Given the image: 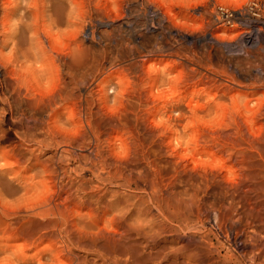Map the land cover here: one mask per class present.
<instances>
[{"label":"rangeland","instance_id":"obj_1","mask_svg":"<svg viewBox=\"0 0 264 264\" xmlns=\"http://www.w3.org/2000/svg\"><path fill=\"white\" fill-rule=\"evenodd\" d=\"M75 1L74 9L72 4H57L64 13L58 11L61 20L56 28V24L47 21L51 12L46 8L45 19L38 25L45 60L26 62L16 72L31 94L43 103L35 102L37 111L26 104V108L18 107L19 112H14L18 124L10 133L0 121V170L7 169L4 159L16 152L21 165L15 169L26 177L23 167L34 162L31 158L35 156L30 155L34 146L21 143L15 136L32 133L40 135L39 139L45 137L50 121L44 100L65 84L77 103L69 105L74 108L71 117L77 122L76 131L67 132L69 126H62L65 137L63 132L54 137L62 145L53 140L57 147L44 148L34 155L40 164L55 169L58 176L68 166L82 168L72 184L85 181L91 197L101 198L103 203L118 200L121 206L131 209L132 212L125 209L131 217L124 215L123 227L137 218L138 209L148 212L146 217L154 221L150 236L155 239L146 236L144 240L142 235L133 233L135 254L128 256L125 250L109 254L103 241L111 231L107 225L103 237L98 236L93 243L87 238L73 242L53 264H143L145 258V264H264V38L253 30L245 36L240 27H224L215 21L217 5L238 9L251 0ZM258 1L264 6V0ZM2 4L0 0V19ZM68 8L73 9L72 15ZM65 14L74 23L71 28L67 27ZM28 15L23 23L30 27L33 22ZM49 24L54 26L52 30L47 27ZM48 32L52 33V40L47 39ZM67 39H71L77 52L85 49L84 69L68 72L63 56L56 59L54 66L51 64L54 49ZM8 47L3 55L9 53L11 45ZM162 56L166 57L163 66L148 62ZM165 64L167 73L163 72ZM5 82L0 67V93L12 101ZM156 94H161L162 100ZM105 96L118 97L116 110L124 106L138 108L135 115L139 128L151 125L150 109L164 96L170 105L189 107L185 121L172 130L180 138V146L167 140V150L151 156L153 169L136 162L131 155L121 154L118 143L107 140L110 136L104 122L115 115L105 109ZM199 107L205 112L199 113ZM1 108L0 103V120ZM69 110L61 113L68 118ZM84 119L89 123L81 126ZM64 144L71 145L70 154L77 157L76 161L58 162L59 148ZM13 147L20 149L13 151ZM99 161L105 162L110 174L117 172L110 182L96 180L97 175L108 177L107 170L99 171ZM2 190L10 205L20 196L11 185ZM153 198L167 204V222L159 218L150 203ZM96 206L92 203L93 208ZM12 207H0V264H52L46 257L53 249L60 250L54 245L59 242L58 234L48 233L43 242L38 240L43 233L32 235L49 218L31 217ZM76 234L80 235L74 232L72 237L78 241ZM61 238L66 239L63 235Z\"/></svg>","mask_w":264,"mask_h":264},{"label":"bare ground","instance_id":"obj_2","mask_svg":"<svg viewBox=\"0 0 264 264\" xmlns=\"http://www.w3.org/2000/svg\"><path fill=\"white\" fill-rule=\"evenodd\" d=\"M75 2H76L75 0H3V4H2L3 15L0 19V67L5 73V79H6L5 83L9 87L11 91L10 95L12 96V101H11V100H8V98L4 94L0 93V103L2 104L1 114L3 115L0 121L2 124H5L6 130L9 131L11 130L13 126H15V124H18V121L15 120L14 118V112L15 111L19 112V110H16L18 107L20 106L25 107V104H26L29 107V109L35 108L34 111H37L36 109H39L37 108L39 107L38 105H41V102L43 103L41 99H37L36 95L31 94V92L25 86L22 78L17 76L16 72L19 69H23V65L26 62H30V61L36 62L38 59L45 60L44 59L45 49L44 47L42 49V47L40 46V40L38 36V25H39V22L45 19L44 17L46 16L45 13L47 11L46 8L48 9L50 8V10L48 11L51 12L50 13L51 15L48 16L49 20L47 21H50L49 23H51L52 25L56 24L55 25V28H56L58 25L57 23L61 20L59 15H61V13H64L61 11V9H59L61 13L60 14L58 13L59 10L57 9L58 7L57 4L59 3L60 4L66 3V5L72 4L71 7L73 6L74 8H76L74 5H76L77 2L76 3ZM72 8L71 9L68 8L70 12L74 9ZM62 10L64 11V9ZM27 14L30 15V19L33 22L32 26L30 25V27L24 25L23 23V21L26 19L25 15ZM47 15H49V13ZM71 15H72V12H71ZM163 15H166L167 17V10L163 13ZM241 17L249 21V18L247 16L243 15ZM66 20H67L66 21L67 27L71 28L74 25V23L72 22L70 15H67ZM245 20L243 21V26L241 27L240 32L245 31L242 34L247 36L251 33L249 31L251 30V27L247 26ZM237 22L240 26L242 23L241 18H239ZM51 24L47 26L49 30H52L54 27V26H51ZM229 28L235 29L237 28V26L233 25L232 27H229ZM253 31L259 32L260 35L264 38V24L256 25V29ZM46 37L47 39L52 40L53 35L52 33L48 32ZM10 45L11 47L9 49V53L7 55H3V50ZM232 47H231L232 50L233 49L236 50V47L234 46ZM77 54H79L78 58L76 57ZM60 56H63L64 66L68 70V72H71L72 70H74V68H78V67L82 69L85 68V65H86L85 64L86 63L85 49H81L80 52H77V50L73 48L71 39H67L65 43H62L59 45L58 49H54L53 55L51 57L52 59L51 64L53 66L55 65V61H57L56 59L58 57L60 58ZM163 57L164 56L156 60L148 61V62H151V65L153 66L154 65L163 66L164 62L166 61V57L164 58ZM163 72L167 73V64H165V69H163ZM72 74H70V77ZM159 75L160 74H158V76ZM160 77L162 78V75ZM71 78L73 79V77ZM80 82H82V80ZM166 84H167V81H166ZM0 85H2V83H0ZM65 88H66V85L63 84L61 88L54 91L48 98L44 100L47 102L44 103L45 106L43 107H45L44 109L48 110V119L50 123H48L45 137L43 139H39L40 135L36 136L35 133H34L35 135H33L32 133L31 135L27 134V137H25L26 134L25 136L21 135L20 137L15 136L18 140L20 139L21 143L33 144L34 147L30 149V153H31L30 155L32 157L35 156L34 158H31V160L34 162L32 164H29V166L27 167H23V171L26 172L27 174H26V177L25 176L22 177L20 172H18L15 169L21 165L19 155L16 152H13L11 158L4 159L5 163L3 165L7 169L0 170V207L8 208V206H13V207L22 209L24 213L27 214L28 216L49 218V222L45 224L44 226H39L36 233L32 232V235L36 236V234L38 235V232H41V234L43 233V235L38 237V240L40 242H43L47 240L46 235L48 233L54 232L58 234L57 237H58L59 242L58 243L54 242V245L55 246L58 245V247H60V250L59 248H55L51 251V255H48L46 257L49 259L50 263L52 264L57 261L58 256H60L61 252H65V251L67 252L68 249H70L69 247L73 245L74 243H79L80 239L87 238L92 243L96 242L95 240L98 238V236L103 237L102 234L103 232L106 231L107 225H109V227L111 228V231L107 232L108 233L107 237H105L106 235L104 233L105 236L103 237V241L105 240L104 242L105 249L106 248L108 249L109 254H110V251H112V253L113 251H120L121 253L122 250L127 251L126 254L129 253L128 256H130V254H135L137 250H135L136 249L134 245L135 241H133V238L131 239L132 237L131 235H134L133 233L138 235V237L142 235V239L146 240L147 239L146 236H150L154 228L153 227L154 221L146 217L148 213L147 211H146L147 213H145L143 212L144 210L142 211L141 209H138L137 211L138 215L136 211H134L137 215V218L132 219V221L136 219L134 223L130 224L132 223V221L129 223L125 222L128 225L123 227L121 225V221L122 219L123 220L126 219V218L124 219V215L127 214V210L131 211V209H128L127 206L125 205H124L125 207L121 206L118 200L117 201L109 200L108 202L103 203L101 201V198L91 197L90 191H89L90 189L88 190V188L86 187L85 181L82 182L80 185L72 184V180L74 179V176L76 177V176L81 175L82 168H78L76 166L74 167L68 166L67 169H64L62 173H60L61 176H58L57 171L55 169H52L43 164H40L37 159V156L34 155V153L36 152L40 153L44 148L53 146L56 142L59 141L58 139L54 140V137H55V134L57 133L60 134L63 132L64 134L66 132L65 128L62 126L71 127V128L68 127L67 132L74 133L76 131L75 129L77 128V122H75L73 118L71 117L73 116L71 112H72V109L74 108L72 109L70 108V106L72 105L71 102H73L74 99H72L71 97V94H72L71 91L68 90V88H66L70 93L66 92L67 90H65ZM162 92H165V91H162ZM159 96H162V95L161 94L157 95L158 98ZM165 97L166 96H164V98ZM164 98H163V101L159 103L153 102L154 106H152V109H150V113H149L151 115V125L149 127L144 126L145 128H139L140 126H138L139 124H138V121L135 115L137 114L136 110L138 108L136 109L135 106H128V107L124 106L122 107V110L120 109L116 110V108H118L117 103H119L117 96H112V97L105 96V98H103L104 107L106 106L105 109L107 111H111L112 114L115 115L113 118H108L104 122V127L107 129V132H108L107 136H110V137H107V140L109 141L112 140L114 141V143L115 142L118 143V150L119 152H121V154L131 155L132 157H134V160L136 162L145 163L146 166L150 169H153V167L155 166L153 162H151V156L156 157L163 150H167V140H169L170 143L172 140L178 146H180L178 143L180 138L173 135L172 130L173 128L181 125V123L185 121L184 119L189 114L188 113L189 107L186 109L184 107L182 108L179 105H173V104L170 105V103H168L167 101V97L166 99ZM158 100L160 101L162 100V98H159ZM37 101L39 102L36 107ZM120 105L121 104H119V107ZM78 108H80V106ZM61 110L62 111L69 110L68 118L65 117L61 113L62 112ZM198 112L203 113L205 112V109L203 107H199ZM130 116H133L135 118L131 119ZM86 120L81 122V126L83 124L89 123ZM77 121L80 122L79 120ZM16 133L17 132H15V134ZM65 135L66 134H64V137ZM53 140L56 142H54ZM69 140H68V143L70 142ZM60 144L62 145V142H60ZM65 144L63 147L59 148L61 154L60 156H58V162L69 164L72 161H76L77 157L76 156L71 157L69 149L72 147L71 145H65ZM55 146L56 145H54L53 147ZM14 149L16 150H13V151H17L18 149H20V147H15ZM85 160H86V156H85ZM98 167L100 169L99 170L100 172H104L105 170H107L106 175L108 176L103 179L101 178V176L97 175L96 180L98 182L100 181L102 183L110 182L113 175L117 174V172L110 174V171L108 170L104 161H99ZM4 173L7 175L10 174V176L8 178L3 177ZM66 179L67 180L69 179V180L65 181L66 182L65 183L64 180ZM9 185L13 187L16 193L20 194V196L11 205L6 203V201L4 200V191L2 190L4 186H9ZM150 201H151L150 203H152L155 206L159 218L167 222V204L165 203L166 204L165 205L161 200H156L154 198L150 199ZM92 203H95L97 206L93 208ZM135 205L139 206V203L133 204L132 207H134ZM126 208L127 210L125 212ZM7 210H4V211H7ZM136 215H134V217H136ZM128 217H131V216L128 215ZM123 223L124 222H122V224ZM125 223L124 225H126ZM74 232L80 234L79 236L76 234L78 236V239H77L78 241H76V238L74 239V237H72ZM62 235L66 239H62L63 238V237L61 238ZM144 237H146V239ZM150 239H155V238L151 237ZM149 243L151 242L149 241ZM100 246H103V245L101 244ZM97 250L95 249V251ZM99 253L101 255V250ZM103 255H104V252H103ZM137 256L138 255L136 254V257ZM105 257L104 259L107 258ZM128 258H131V257H128ZM22 259L23 258H21L20 260ZM146 259L148 258H145L144 261H143V258L141 259V261H143V264L147 262ZM132 260L135 261V259H132ZM17 261L19 260L17 259ZM21 264H25V263L22 262Z\"/></svg>","mask_w":264,"mask_h":264},{"label":"built area","instance_id":"obj_3","mask_svg":"<svg viewBox=\"0 0 264 264\" xmlns=\"http://www.w3.org/2000/svg\"><path fill=\"white\" fill-rule=\"evenodd\" d=\"M215 9V21L218 25L225 27H232L233 25H236L241 28L243 26V21L245 20L241 17L243 15L249 18V21L245 20V22L247 26L251 27V30H255L256 25L264 24V6L257 0H251L245 6L238 9H229L221 5H217ZM239 18H241L242 21L240 26L237 22Z\"/></svg>","mask_w":264,"mask_h":264}]
</instances>
